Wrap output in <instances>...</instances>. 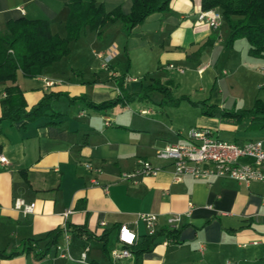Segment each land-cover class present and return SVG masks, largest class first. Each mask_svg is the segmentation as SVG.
I'll return each instance as SVG.
<instances>
[{
    "label": "crops",
    "instance_id": "0c3cea01",
    "mask_svg": "<svg viewBox=\"0 0 264 264\" xmlns=\"http://www.w3.org/2000/svg\"><path fill=\"white\" fill-rule=\"evenodd\" d=\"M68 1L0 0V32L8 20L26 17L48 20L52 33L63 38ZM82 1L124 14L132 6L131 0ZM201 10V0H171L167 10L149 14L130 33L121 21L107 23L100 34L83 27L69 43L70 54L42 74L25 77L18 70L16 82L28 108L45 94L56 97L45 113L0 122V155L8 160L0 163V264H86L78 260L85 248L88 264H135L133 256L113 262L109 251L119 245L121 224L136 233L135 244L145 237L142 214L154 217L158 236L141 264H264V180L189 174L176 180L173 165L155 157L157 148L186 143L193 127L238 144L264 143L260 112L225 113L250 109L257 98L264 101V56L250 55L244 37L228 44L224 19L212 29L197 19ZM80 42L111 53L109 67L97 56L100 65L78 48L73 51V43ZM71 55L78 59L74 66L68 64ZM164 61L185 70H167ZM151 71L159 76H135ZM195 73L209 84L198 87L205 93L199 100L186 90L194 89ZM157 81L167 84L168 94L149 89ZM8 84L0 82V116ZM120 84L129 99L103 109L93 106L120 95ZM198 101L217 109L204 113L193 103ZM139 160L159 171L122 178L140 167ZM16 199L34 203L33 211L16 208ZM173 217L179 220L170 221ZM67 224L89 234L70 231L72 259L60 257L55 246L38 256L21 252L29 239L37 240L36 252L43 250L45 234ZM105 231L106 248L99 239ZM62 242L63 234L57 243ZM13 251L20 253L6 256Z\"/></svg>",
    "mask_w": 264,
    "mask_h": 264
},
{
    "label": "trees",
    "instance_id": "16d2710c",
    "mask_svg": "<svg viewBox=\"0 0 264 264\" xmlns=\"http://www.w3.org/2000/svg\"><path fill=\"white\" fill-rule=\"evenodd\" d=\"M132 6L128 14H124L119 8L107 11L102 3L95 1L84 2L82 0L68 1V15L65 21L66 36L60 37L52 33L50 22L44 19H29L20 17L10 19L6 23L5 32H0V82H9L5 87V94L1 99L2 120L17 121L36 117L46 110L51 109V102L55 94H45L35 105L28 108L19 88L16 79L20 70L25 77H35L42 74L45 67L67 57L70 54L69 43L79 38L80 30L87 27L101 33L107 23L121 21L125 29L130 33L139 26L143 20L153 12H160L169 8L171 0H131ZM202 10L217 9L221 12L229 30L228 44L235 39L244 37L249 43L248 53L252 56H264V0H201ZM126 74H120V82L124 81ZM153 84L149 89H158L168 94L167 84ZM123 99H129V95L123 92L120 84V95L93 106L103 109L112 107ZM202 112L213 114L216 107L205 101L193 102ZM260 112L264 118V101L256 99L252 108L240 111L239 113L225 112L227 114H254ZM78 234H88L85 227H72L67 224L64 227L58 226L45 234L47 242L43 250L36 252L37 240L29 239L23 243L21 252H33L38 256L58 242L64 229ZM173 233V231H170ZM89 235V234H88ZM158 232L152 235L146 234L138 243L131 247L135 264H141L143 253L152 250L156 244ZM108 233L105 231L100 236L103 240V247L107 246ZM28 245V246H26ZM20 251H13L6 256L19 254ZM0 254H2L0 252Z\"/></svg>",
    "mask_w": 264,
    "mask_h": 264
},
{
    "label": "built area",
    "instance_id": "2783aa9c",
    "mask_svg": "<svg viewBox=\"0 0 264 264\" xmlns=\"http://www.w3.org/2000/svg\"><path fill=\"white\" fill-rule=\"evenodd\" d=\"M197 19L207 22L212 29H218L223 17L219 10L213 8L199 11ZM96 56L101 59L102 67L105 69L109 67L113 58L111 53L106 52H98ZM165 68L179 73H183L185 70L183 66L174 63H168ZM105 124H109L108 119L105 120ZM155 157L173 165L176 180L185 174L199 178L227 176L244 183H249L252 180H264V143L258 139H250L238 144L233 141L221 140L208 129L193 127L187 133L186 143L166 144L157 148ZM243 158L249 161L242 162ZM7 162V158L0 155V163ZM139 163L140 167L137 170L132 173L124 172L121 177L129 178L138 173L155 175L159 171V168L149 160H139ZM85 166L91 168L90 163H86ZM14 206L24 213H30L33 211L34 203H25L22 199H16ZM141 216L146 223L147 234H154L156 232L154 217L151 214H142ZM177 220L179 217L170 219V221ZM101 224L104 225V222ZM117 241L119 245L109 251L112 261L116 262L132 257L131 247L135 244L136 233L127 225L121 224L117 229ZM70 242V231L65 228L63 242L55 245L60 257L72 259ZM86 251L87 248L81 252L78 260L88 264Z\"/></svg>",
    "mask_w": 264,
    "mask_h": 264
},
{
    "label": "rangeland",
    "instance_id": "374dc122",
    "mask_svg": "<svg viewBox=\"0 0 264 264\" xmlns=\"http://www.w3.org/2000/svg\"><path fill=\"white\" fill-rule=\"evenodd\" d=\"M226 23V22H225ZM226 24H224V27H227V25L225 26ZM119 36V35H118ZM116 40L118 41V42H120V38L119 37H116ZM77 48L80 50V52H79V54H84L85 56L86 55H91L92 56V58H94V61L98 64V65H100V62H99V60H98V58L96 57V54L98 53V52H100L99 50V48H96V46L94 47H92V45H87V44H85V43H83V42H80V43H73V45H72V50L74 51V50H77ZM102 51H104L105 49H101ZM136 53V52H135ZM134 56V55H133ZM136 56V55H135ZM87 59H90V57H87ZM77 58L75 57V58H73L72 57V55H71V57H69V60H68V64H70V65H72V66H74V64H76V62H77ZM169 62H167V61H164V63H163V66H166L167 64H168ZM172 63H174V64H178V63H176V62H172ZM180 65V64H179ZM183 66V65H182ZM136 67V66H135ZM135 67H134V69H135ZM138 70V69H137ZM136 70V71H137ZM190 70L191 69H189V70H187L186 71V74H184V77L186 76V75H189V72H190ZM133 74V73H132ZM134 74H137L136 72L134 73ZM197 74L195 73V75H194V77H196V78H194V79H196V80H194V81H192V82H190V85H194L195 87H192V88H194V89H186L187 91H189L190 93V95H191V98H193V99H195V100H199V99H202L203 98V96H204V94L205 93H203L202 91H199V86L200 85H203V86H207V85H209L208 83H207V81H206V76H204V79H200L199 78V76L197 75ZM136 76V78H139V79H141V80H143L145 77L147 78V79H149L150 77H156V76H159V75H157V72L156 71H154V72H149V73H142V74H137V75H135ZM180 77H183V76H180ZM183 104H186L185 102H183ZM254 138H256V137H254Z\"/></svg>",
    "mask_w": 264,
    "mask_h": 264
}]
</instances>
